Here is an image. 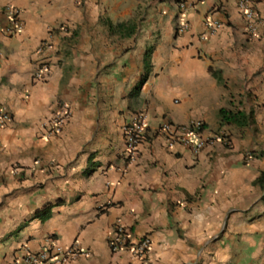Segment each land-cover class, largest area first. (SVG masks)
<instances>
[{
	"label": "crops",
	"instance_id": "crops-1",
	"mask_svg": "<svg viewBox=\"0 0 264 264\" xmlns=\"http://www.w3.org/2000/svg\"><path fill=\"white\" fill-rule=\"evenodd\" d=\"M238 1L0 0V24L7 6L23 22L0 31V107L13 116L0 128V264L49 238L89 253L69 264H143L110 251L119 221L133 241L150 238L149 264H264V0H252L255 35ZM207 18L223 27L207 35ZM131 21L133 35L115 29ZM63 23L66 43L51 33ZM45 40L51 72L35 83ZM58 104L72 116L47 137ZM222 109L248 125L223 124ZM141 113L151 136L131 162L123 129ZM166 121L202 122L208 145L169 148L155 132Z\"/></svg>",
	"mask_w": 264,
	"mask_h": 264
},
{
	"label": "built area",
	"instance_id": "built-area-1",
	"mask_svg": "<svg viewBox=\"0 0 264 264\" xmlns=\"http://www.w3.org/2000/svg\"><path fill=\"white\" fill-rule=\"evenodd\" d=\"M179 8L186 10L187 4L180 3ZM238 9L243 16L246 30L249 34L255 35L262 25V20L258 15L256 7L252 0H239ZM6 23L0 24V31L8 36H13L23 29L21 19V11L14 6L5 8ZM223 25L212 18L205 21V30L207 35H213L219 31ZM188 29L187 24H181L178 28L179 33H184ZM51 33L58 34L63 43H66L71 35V26L68 23H63L59 27L53 29ZM49 41L45 40L41 43L37 50V54L43 56L39 61L38 69L33 74L35 83L46 82L50 72L51 64L44 53L51 49ZM72 113L66 104H58L57 109L53 113L52 118L45 126L46 136L51 137L60 134L63 128L68 124ZM13 121V116L5 108L0 107V128H5ZM203 123L194 122L188 125H177L171 122H163L156 130V134L163 137L169 148H173L176 144L188 146L195 155L202 152L208 145L209 141L202 137ZM123 135L125 140L124 155L131 162L137 158L141 145L148 142L151 133L146 117L143 113L139 114L130 124L124 127ZM247 160H252V154H247ZM15 173H19L20 169H14ZM132 234L119 221L114 225L113 232L109 238V248L113 254L123 251L131 252L141 260L143 264H149L148 258L151 253V240L149 237H143L137 241H133ZM88 257V252H83L74 244L69 248H63L56 244L55 240L49 238L46 248L40 252H30L25 249L24 254L15 259V264H69V262L78 256Z\"/></svg>",
	"mask_w": 264,
	"mask_h": 264
},
{
	"label": "trees",
	"instance_id": "trees-1",
	"mask_svg": "<svg viewBox=\"0 0 264 264\" xmlns=\"http://www.w3.org/2000/svg\"><path fill=\"white\" fill-rule=\"evenodd\" d=\"M111 30L113 28V26L110 24L109 25ZM115 29L117 31H119V33H121L123 36L125 37H129L131 35H133L136 30H137V25L134 22H127V23H122L119 24L118 26L115 27ZM209 71L212 73V75L219 81L221 82L222 79L220 78L218 72L213 71L212 68L209 69ZM220 116H221V121L223 124H227V125H235L237 127H245L248 125V117L245 114H242L241 112H233V111H229L226 109H222L220 111ZM259 182H264V175L261 176ZM49 212H44L43 214V220H46L47 218H49Z\"/></svg>",
	"mask_w": 264,
	"mask_h": 264
},
{
	"label": "clouds",
	"instance_id": "clouds-1",
	"mask_svg": "<svg viewBox=\"0 0 264 264\" xmlns=\"http://www.w3.org/2000/svg\"><path fill=\"white\" fill-rule=\"evenodd\" d=\"M180 3H182V1L179 2V4H180ZM183 3H186V2H183ZM179 4H178V7H179ZM186 4H187V3H186ZM255 7H256V6H255ZM187 8H188V5H187ZM187 8H186V9H187ZM179 9H180V8H179ZM180 10H181V9H180ZM207 19H208V18H207ZM207 19H206V20H207ZM206 20H205V21H206ZM222 25H223V24H222ZM179 26H180V25H179ZM187 26H188V25H187ZM204 26H205V22H204ZM178 28H179V27H178ZM186 31H187V30H186ZM177 32H178V29H177ZM178 33H179V32H178ZM203 129H204V124H203ZM202 131H203V130H202Z\"/></svg>",
	"mask_w": 264,
	"mask_h": 264
},
{
	"label": "rangeland",
	"instance_id": "rangeland-1",
	"mask_svg": "<svg viewBox=\"0 0 264 264\" xmlns=\"http://www.w3.org/2000/svg\"><path fill=\"white\" fill-rule=\"evenodd\" d=\"M137 15L139 16V17H143V12L142 11H140L139 13H137ZM250 154H252V153H250ZM252 156H253V154H252ZM247 157V155L245 156V158Z\"/></svg>",
	"mask_w": 264,
	"mask_h": 264
}]
</instances>
